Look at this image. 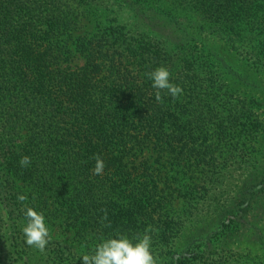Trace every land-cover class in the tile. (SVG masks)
<instances>
[{
    "label": "trees",
    "instance_id": "obj_1",
    "mask_svg": "<svg viewBox=\"0 0 264 264\" xmlns=\"http://www.w3.org/2000/svg\"><path fill=\"white\" fill-rule=\"evenodd\" d=\"M241 9L255 16L264 9V0H0V243L12 258L18 254L13 261L30 264L39 245L33 238L37 213L18 204L29 185L45 190L56 186L49 196L69 200L81 227L100 223L103 230L130 235L121 222L110 221L115 215L107 212L113 202L106 189L132 183L150 192L148 204L134 200L135 210L152 206L147 215L160 216L164 202H150L153 189L146 185L161 178L146 158L137 160V151L150 141L173 145L164 127L175 119L187 125L182 111H176L186 108L182 101L194 94L193 77L199 78L203 65L190 48L194 32L186 30L187 20L178 12L197 11L202 20L216 24L215 36L223 39L218 28L234 29L242 21ZM84 19L91 28L68 44L64 37L81 30ZM226 41L236 49L235 39ZM217 47L212 39L198 53L216 57ZM72 56L81 64H72ZM163 67L169 72L167 80L159 75ZM190 148L188 152L210 164L205 159L215 153L211 146L196 152ZM170 151L178 159L185 152L183 147ZM213 157L212 169L221 159L246 168L245 189L227 193L228 203L235 204L218 230L204 229V235L184 247L171 236L172 229H161L160 239L172 248L168 264H264V234L256 231V224L242 227L246 211L252 210L257 223L264 219L260 212L254 215L264 197L259 193L264 191V151L255 158L239 152ZM217 174L219 178L209 177L201 185L195 205L194 220L206 217L208 227L214 222L209 212L221 215L227 209L219 185L228 171L221 168ZM254 181L262 186L253 188ZM45 190L38 194L41 201ZM252 227L255 237L250 242L258 241L261 252L239 248ZM40 249L41 254L50 250L48 245Z\"/></svg>",
    "mask_w": 264,
    "mask_h": 264
},
{
    "label": "rangeland",
    "instance_id": "obj_2",
    "mask_svg": "<svg viewBox=\"0 0 264 264\" xmlns=\"http://www.w3.org/2000/svg\"><path fill=\"white\" fill-rule=\"evenodd\" d=\"M241 10L242 21L234 25V29L226 26L218 28L224 40L215 36L216 24L202 20L197 11L178 12V15L187 20L186 30L194 32L190 48L200 61L203 59V65L198 67L199 78L193 77L197 82L194 94L182 101L186 108L176 111H182L183 117L188 121L187 125L183 126L181 120L175 119V123H166L164 127L167 133L165 138L173 141V145L165 147L163 141L159 140L154 146V141H150L144 145L143 150L137 151V160L146 158L148 165L161 178L154 184L146 185L147 189H153L151 193L154 197L150 202L155 199L164 202L165 208L161 209L160 216L147 215L152 206H148L147 211L140 208L135 210L134 200L148 204L145 198L150 192L138 183H132L106 189L113 202L107 206V212L111 216L115 215L110 221L121 222L127 227L126 231L130 232V235L121 236L118 232L114 234L107 229L103 230L100 223L95 228L90 227L91 225L81 227L75 213L69 210V200L58 201L49 196L55 193L56 186L45 190L44 187L29 185L25 198L18 204L32 207L39 218L38 227L33 234L39 245L31 254L30 264H168L169 251L172 248L160 239L161 229H172L171 236L175 240L178 239L177 244L182 247L191 238L204 235V229H219V223L230 214L235 204L232 201L228 203L227 193H239L241 188L245 189L246 181L242 179L248 176V173L246 168L238 169L236 164L227 163L228 159L224 162L222 159L219 162L214 161L218 167L212 169L213 156L220 154L224 158L239 152L255 158L264 151V9L256 10L257 16H252L254 13L248 11L250 9ZM81 27V30H73L70 36L64 37L67 38L68 44H71L76 35L91 28L90 20H82ZM227 37L235 39V50L228 46ZM212 39L218 42V47L213 51L216 57L210 53L209 58H206L205 53L198 52ZM72 57V64H81L80 58ZM159 71L160 77L167 80L169 72L166 67ZM207 145L211 146L209 150L215 152L212 156L208 153L205 159L210 164L199 160L192 151L188 152L190 147L195 151L206 148ZM182 147L185 152L181 159L173 158L174 153L170 150H179ZM221 168L228 171V177L222 179L219 185L224 192L220 201L222 199V206L227 209L221 215L209 212L214 222L208 227L209 223L204 224L206 217H203L202 221L194 220V216L197 217L195 205L197 200H200L201 185L209 177L219 178L217 172ZM251 186L258 189L262 185L254 181ZM24 190L23 188L22 192ZM43 190L47 191L44 196L46 200L44 198L41 201L42 196L38 194ZM259 193L264 195V191ZM76 202L79 203L80 200L76 198ZM247 203L248 200L243 206ZM257 205L258 209L254 215L260 212L261 219L264 216V197ZM251 211H246L242 227L256 224V231L264 234V219L257 223ZM2 216L6 214L3 213ZM238 233L242 235L240 228ZM23 237L27 240L28 235ZM254 237L253 227L246 229V242L239 246L240 250L250 248L253 252H261L262 246L258 241L250 242ZM45 245H48L50 250L41 254L40 248ZM232 247L238 248L237 245ZM5 248V244L0 243V264H19L22 261H13L18 258V254L12 258L4 252ZM73 254H77V258L73 259Z\"/></svg>",
    "mask_w": 264,
    "mask_h": 264
}]
</instances>
